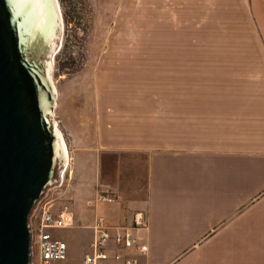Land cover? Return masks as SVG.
<instances>
[{
    "label": "crops",
    "instance_id": "crops-1",
    "mask_svg": "<svg viewBox=\"0 0 264 264\" xmlns=\"http://www.w3.org/2000/svg\"><path fill=\"white\" fill-rule=\"evenodd\" d=\"M124 56L95 119L68 129L74 183L61 204L74 225L52 235L81 264L96 217L131 226L139 214L137 264H264V50ZM101 184L116 203L94 201Z\"/></svg>",
    "mask_w": 264,
    "mask_h": 264
},
{
    "label": "rangeland",
    "instance_id": "rangeland-1",
    "mask_svg": "<svg viewBox=\"0 0 264 264\" xmlns=\"http://www.w3.org/2000/svg\"><path fill=\"white\" fill-rule=\"evenodd\" d=\"M55 3L61 32L52 57V78L58 92L54 120L67 145L68 129L92 122L112 83L118 84L120 60L115 57H126L128 53L264 50V11L254 9L255 0H55ZM69 156V165L59 173L57 185L46 189L41 205L50 202L55 209L69 208L61 204L68 202L74 183L70 151ZM102 187L114 192L109 186L98 185L94 201ZM61 231L65 240L69 230ZM78 257V252L71 257L68 253L64 263L76 264Z\"/></svg>",
    "mask_w": 264,
    "mask_h": 264
},
{
    "label": "water",
    "instance_id": "water-1",
    "mask_svg": "<svg viewBox=\"0 0 264 264\" xmlns=\"http://www.w3.org/2000/svg\"><path fill=\"white\" fill-rule=\"evenodd\" d=\"M54 0H0V264H31L32 211L66 158L53 112Z\"/></svg>",
    "mask_w": 264,
    "mask_h": 264
},
{
    "label": "built area",
    "instance_id": "built-area-1",
    "mask_svg": "<svg viewBox=\"0 0 264 264\" xmlns=\"http://www.w3.org/2000/svg\"><path fill=\"white\" fill-rule=\"evenodd\" d=\"M116 193L100 188L95 202L111 204L117 202ZM31 264H55L67 258V245L54 237L52 231L72 228L74 225L72 211L63 206L62 209L51 210L49 203L41 205V200L32 211L30 217ZM147 229V223L142 215H134L131 226H110L102 216L96 217L92 225L93 238L90 243L91 252L84 255L81 264H106L109 260L107 247L110 241L114 243L117 252L112 256L120 264H137L133 253L144 256L148 252L147 245L139 235ZM118 251L127 253L123 257Z\"/></svg>",
    "mask_w": 264,
    "mask_h": 264
},
{
    "label": "bare ground",
    "instance_id": "bare-ground-1",
    "mask_svg": "<svg viewBox=\"0 0 264 264\" xmlns=\"http://www.w3.org/2000/svg\"><path fill=\"white\" fill-rule=\"evenodd\" d=\"M54 3H55V0H54ZM55 7H56V3H55ZM56 9H57V7H56ZM57 12H58V9H57ZM58 15H59V12H58ZM59 20H60V15H59ZM60 24H61V22H60ZM52 57H53V54H52ZM52 57H51V61H52ZM52 68H53V61H52ZM51 79H52V83H53L54 89L56 91V95L58 96V92H57V89L55 87V84H54V81H53L52 76H51ZM53 114H54V112H53ZM53 120H54V116H53ZM54 123H55V120H54ZM55 126H56V129L58 131L59 137L61 139V142H62V145H63V148H64L65 158H66V162H65V165L64 166H65V168H67V166L69 165V161H70V156H69V151H68L67 143H66L65 138H64L62 132L60 131L58 125H56V123H55ZM67 171L68 170H66L65 173ZM58 181H59V179H58Z\"/></svg>",
    "mask_w": 264,
    "mask_h": 264
}]
</instances>
